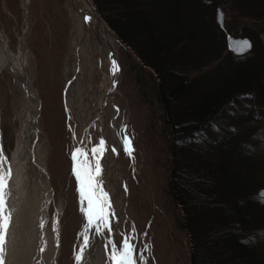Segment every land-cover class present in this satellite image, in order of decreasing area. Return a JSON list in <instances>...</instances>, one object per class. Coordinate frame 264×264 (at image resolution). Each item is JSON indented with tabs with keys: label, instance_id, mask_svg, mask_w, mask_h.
I'll list each match as a JSON object with an SVG mask.
<instances>
[{
	"label": "trees",
	"instance_id": "16d2710c",
	"mask_svg": "<svg viewBox=\"0 0 264 264\" xmlns=\"http://www.w3.org/2000/svg\"><path fill=\"white\" fill-rule=\"evenodd\" d=\"M92 1L139 60L143 94L170 136L169 192L191 238V264H264V132L251 121L255 110L264 114V0H226L237 19L261 27L244 30L253 42L244 57L221 39L218 0ZM241 100L253 103L212 134L221 109Z\"/></svg>",
	"mask_w": 264,
	"mask_h": 264
},
{
	"label": "rangeland",
	"instance_id": "374dc122",
	"mask_svg": "<svg viewBox=\"0 0 264 264\" xmlns=\"http://www.w3.org/2000/svg\"><path fill=\"white\" fill-rule=\"evenodd\" d=\"M218 3V7L213 10L214 19L218 25L217 11L222 9L226 31L221 30L218 25L224 36L221 38V34L216 33L217 37L225 41L227 34L235 38H245L244 30H260L257 21L250 23L237 19L238 13H234V7L230 8L231 5H227L226 0H218ZM73 30L68 0H29L26 16L23 0H0V31L8 39L11 49L18 47L20 39L24 40L30 61L31 87L40 106L36 123L40 132L41 158L45 165L42 180L48 182L52 196L48 210L50 232L57 210L61 209L58 218L59 254L56 264H77L75 257L90 228L87 227L85 215L87 201L80 194L73 156L78 133L83 130L81 105L86 100L84 93L94 86L95 81L88 78L90 72L85 74L88 79L80 72L74 75L72 65L71 74L67 73ZM86 44L83 46L88 47L89 55L94 44L90 42V47ZM118 51L123 69L121 94L104 117L103 132L113 147L108 152L112 160L117 162L123 177L120 185L123 189L121 196L124 198L122 230L134 246L136 264H191V238L182 226L181 209L174 204L169 192L172 168L170 136L163 128L159 112L143 94V83L146 81L140 75L139 60L121 41ZM93 62L96 77V57L95 61L92 57L80 59L79 64L83 72L85 64ZM216 65L214 63L206 67L204 72L210 71ZM199 84L200 91L206 89L207 81L200 80ZM79 92L84 93L80 95ZM68 98L75 102L72 108L67 105ZM1 99L5 115L3 131L6 141H10L13 148V140L21 125L25 97L16 91L11 94L4 85ZM252 103L241 100L223 107L217 115L219 117L215 119L216 125L210 128L212 134L228 128L231 117L241 107ZM254 116L251 121H258V131L264 132L263 112L260 109L255 110ZM22 117V121H25L26 115L23 114ZM251 130L257 134L255 129ZM238 138L236 142L241 143V137ZM260 139L254 140V143L260 144ZM126 141H130V154L126 151ZM114 149L117 150L116 158ZM252 155L259 156V153ZM37 174L35 171L34 175ZM91 234L93 246L86 249L90 250V258L95 260L102 242L94 226ZM141 255L143 260L139 259ZM103 264H109L106 257Z\"/></svg>",
	"mask_w": 264,
	"mask_h": 264
},
{
	"label": "bare ground",
	"instance_id": "6f19581e",
	"mask_svg": "<svg viewBox=\"0 0 264 264\" xmlns=\"http://www.w3.org/2000/svg\"><path fill=\"white\" fill-rule=\"evenodd\" d=\"M87 1L68 0L74 32L71 39L72 48L68 56L67 73H70L72 65L74 75L80 72L84 78H87L85 74L90 72L88 78L91 77L95 81L94 86L86 93L79 92L80 95L83 93L86 95V100L81 105L83 130L78 133L74 154L78 151L84 153L89 164H95L96 160H99L101 175L97 177V180L101 193L107 194L111 204L108 209L111 230L103 227L98 229L96 225H92L99 233L102 242L97 259L92 260L90 250H87L88 247L93 246L92 226L82 240V248L85 238L88 240V246L83 252V260L80 264H103L105 257L111 262L109 257L113 245L119 249L123 241L127 239V234L122 230L121 225L124 198L121 196L123 189L120 185L123 177L117 162L112 160L108 152V149L113 147L103 132L104 117L115 105L121 91L120 87L116 89L118 75L111 61L110 51L108 48H103L100 43L104 44L108 39L107 44L113 48L116 46L117 49L119 44H116L112 38H107L104 30L97 26ZM28 5L29 0H23L24 16L27 15ZM90 42H93L94 47L92 50L89 48L91 55L90 53L87 55L88 47L86 48L83 44L87 43L86 45L90 47ZM85 57L87 59L92 57L94 61L95 57L97 58L96 77L95 62L85 64L83 72L81 71L79 61ZM29 64L24 40L20 39L18 47L11 49L8 39L6 40L0 31V148L3 149V155L7 158L5 170L10 166L12 171V177L9 180L10 195L7 200L12 218L7 235L5 264H56L59 254L58 218L61 209L57 210L52 223V232H50L48 210L52 196L48 182L42 180L45 165L41 158L40 132L36 123L40 106L37 95L31 87ZM4 85L11 94L16 91L25 97L21 117L23 114L26 115V120L22 121L23 117L22 119L20 117L21 125L13 140V148L10 141H6L3 131L5 115L1 96ZM74 103L71 98L67 99L69 108H72ZM101 141H103L102 151L95 153L93 150L101 148ZM116 154L117 150L114 149L115 158ZM79 159L83 163L85 157ZM76 166L77 161L74 160V173ZM35 171L38 172L37 176L34 175ZM41 248L44 250L41 251Z\"/></svg>",
	"mask_w": 264,
	"mask_h": 264
},
{
	"label": "snow or ice",
	"instance_id": "6c2138e0",
	"mask_svg": "<svg viewBox=\"0 0 264 264\" xmlns=\"http://www.w3.org/2000/svg\"><path fill=\"white\" fill-rule=\"evenodd\" d=\"M222 19V13L220 14ZM242 48L247 50L250 44L247 41L240 42ZM126 151L131 153L130 141H126ZM103 141H101V148L94 149L95 153L102 151ZM80 157H85L84 162H80ZM74 160L77 161L75 169V175L79 181L80 194L87 201V208L85 209V215L87 217L88 225H96L97 228H108L109 231V211L111 204L106 193H101L99 182L97 177L101 175V168L99 160H96L95 164H89L86 160V156L82 152L74 154ZM7 165V158L3 155V149L0 148V264H5L6 244L9 227L11 224L12 213L8 208V196L9 192V180L12 177V171L10 166L5 170ZM261 199H264V193H261ZM114 215V213H112ZM88 246L87 238L84 239V247L76 255L77 264L83 260V252ZM44 249L41 248V251ZM112 264H136L137 257L135 255L134 246L130 243V238L123 241L121 248H116L113 245L112 253L109 257ZM143 260V256L139 257Z\"/></svg>",
	"mask_w": 264,
	"mask_h": 264
},
{
	"label": "water",
	"instance_id": "95a60500",
	"mask_svg": "<svg viewBox=\"0 0 264 264\" xmlns=\"http://www.w3.org/2000/svg\"><path fill=\"white\" fill-rule=\"evenodd\" d=\"M87 5L89 6L91 14L97 23V26L104 30L107 38L110 37L114 40V42L116 44H119L118 38L110 30V28L107 26V24L103 21V19L101 18L100 14L98 13V11H97L94 3H93V1L88 0ZM221 13H222V19L220 18ZM217 23H218L219 27L221 28V30L226 31L225 30L224 13H223L222 9H218V11H217ZM106 41H107L106 43H104V44L100 43V44L102 45L103 48H106V49L108 48L110 51L109 53L111 54V61L113 63L115 70L117 71V75H118V80L116 81V89H118L120 87L121 81L123 79V69L121 66L120 59H119V51H118L119 47H118V49L116 46H115V48L110 47L109 44H107L108 39ZM243 41H247L250 44V47L247 50H244L240 44V42H243ZM226 46H227V51L229 53L233 54L234 56H237V57H242V56L248 55L253 50V42L250 39H248V38H235L229 34L226 35ZM261 193H264V191H261L260 194ZM108 263L112 264V262H109V261H108Z\"/></svg>",
	"mask_w": 264,
	"mask_h": 264
}]
</instances>
